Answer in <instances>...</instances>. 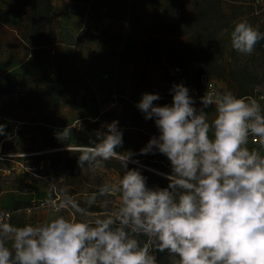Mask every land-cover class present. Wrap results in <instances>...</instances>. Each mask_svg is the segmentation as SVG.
<instances>
[{
	"label": "rangeland",
	"instance_id": "1",
	"mask_svg": "<svg viewBox=\"0 0 264 264\" xmlns=\"http://www.w3.org/2000/svg\"><path fill=\"white\" fill-rule=\"evenodd\" d=\"M66 2L65 5L71 2L76 8L91 4L85 21L90 19L94 24H101L87 26L85 22L81 31L75 30L78 37L83 33L85 40L105 41L106 37H112L122 43L129 39L130 50L134 53L139 50V57L137 60L135 55L132 59L117 60L122 68L118 65L114 70H126L133 80L127 86L122 85V89L109 92L108 77L100 76L109 69L106 67L109 60L104 56L88 60L82 68L72 60V67L68 66V73L61 77L64 73L40 71L39 50H34L30 58L29 54L33 51L20 40L17 33L18 37H15L6 28L0 31V124L6 126L5 132L8 134L0 136V210L10 213L9 222L15 226L36 225L54 215L94 222L97 218L112 215L119 208L121 201L118 192L102 196L99 190L104 185L118 184L124 174L123 166H120L122 172L100 166L95 171L86 168L70 174L62 167L64 152L76 150L79 145H89L90 140L95 139L96 130L113 120L119 121L118 127L123 132V145L119 149H125V152L134 149L139 130L159 134L154 120H145L144 114L136 107L145 92L172 96L170 89L173 84L183 83L199 109L202 107L200 97L207 90L199 85L198 76L206 73L214 81L215 92L231 91L237 96H251L264 106V53L261 51L264 46L257 44L254 54L245 56L235 51L230 43V32L240 12L245 14L250 24H264V0H250L247 6L221 0L219 10L208 5L205 12L196 7L194 0ZM53 7L57 35L65 32V35L67 33L70 38L73 37L74 30L62 26L63 16L70 18L68 8ZM31 10L29 0H0V15L4 19L10 15L11 21L16 23L31 15ZM121 12L124 14L116 15ZM175 17L179 20H175ZM107 18L113 20L112 27L104 22ZM162 19L167 26L179 24L178 34L184 40L189 41L194 36L192 40L202 41L201 45H193L187 51L194 60L191 74L182 76L173 72L170 75L166 47L172 49L173 38L155 36L154 25ZM152 37L164 42L153 44L151 49L154 53L148 54L146 43L151 42ZM71 41L69 39L66 44L70 45ZM220 62L223 67L217 66ZM14 65H22L23 70L11 71ZM232 71H235L237 80L216 78V75H229ZM242 91L247 95H242ZM112 95L116 96V103L112 101ZM110 102L115 109L104 112ZM205 111L211 122L215 117V106H209ZM66 127L72 128V138L62 142L57 138V133ZM248 147L258 148V139L250 136ZM150 155H140L144 161L132 159L129 163L167 181L163 174L168 173L151 164L154 160H149ZM168 162L159 163L167 167ZM146 180H150V177H146ZM93 194L96 200L89 204L88 199ZM68 201L78 205L84 213L77 212L70 204L64 208L58 207ZM145 237H139L141 242L147 243L148 238L145 242ZM151 254L156 256L158 264H170L167 251L161 253L153 247Z\"/></svg>",
	"mask_w": 264,
	"mask_h": 264
},
{
	"label": "clouds",
	"instance_id": "2",
	"mask_svg": "<svg viewBox=\"0 0 264 264\" xmlns=\"http://www.w3.org/2000/svg\"><path fill=\"white\" fill-rule=\"evenodd\" d=\"M261 40L264 33L246 19L230 32L231 47L245 56ZM170 92L171 104L157 105L160 95L147 92L136 104L159 131L140 154L167 157V187H149L141 171L128 169L133 153L117 151L123 145L119 121L104 124L89 145L77 147V163L95 171L104 161L121 162L118 184L99 190L102 196L118 192L119 208L94 222L54 215L22 227L0 210V264H158L153 247L167 251L170 264H264V106L224 91L206 92L198 109L183 83ZM213 105L209 122L205 109ZM5 127L0 124V136L8 135ZM250 136L258 139V148L248 147ZM57 138L69 140L72 128ZM95 200L93 194L88 203ZM69 204L84 213L72 201L58 207Z\"/></svg>",
	"mask_w": 264,
	"mask_h": 264
},
{
	"label": "trees",
	"instance_id": "3",
	"mask_svg": "<svg viewBox=\"0 0 264 264\" xmlns=\"http://www.w3.org/2000/svg\"><path fill=\"white\" fill-rule=\"evenodd\" d=\"M32 4V10L31 15L25 16L24 19L21 22H18L14 24V30L20 37V40L28 47H48L52 45L57 40V32H56V19H55V10L53 7V0H29ZM233 2L234 4H240L242 6H247L250 4V0H229ZM196 7L202 8V10L205 12V9L207 10L208 5L215 6L218 10L221 5V0H194ZM23 14H30L27 12H24ZM237 18V17H236ZM240 19H246L245 14L243 12H240V16L238 17L237 21ZM175 20H179V18L175 17ZM247 20V19H246ZM236 21V22H237ZM178 23V22H177ZM179 24L176 25H165V20L162 19L158 23L154 25V28L156 30L155 36H161L163 38H173L171 43L172 49L169 48L170 46L166 47L168 49L167 52L168 57L166 59L168 69L170 70V75H173V72L178 73L182 76L189 75L194 70L193 65V58L188 54L187 51L190 50L191 46L193 45H201L202 41L200 39L192 40V38H195L194 36L190 37V40H184L182 36L178 34ZM254 27L258 28V30L262 33H264V24L261 25H253ZM0 31H4L2 27H0ZM197 37V36H196ZM163 40V39H162ZM192 40V41H191ZM158 42V45H160L164 41H158L155 37H152L151 42L146 43V52L148 54H153L154 50L151 49L153 44H156ZM160 43V44H159ZM259 46H264V40H261L258 43ZM156 46V45H154ZM262 53H264V48L261 49ZM218 67H223V64L217 63ZM217 79L224 80L225 78H229L232 80H237L235 71L231 72L229 75H216ZM242 95H247L245 91H242ZM159 134H152L148 132H144L139 130L136 138V145L134 149L131 151L133 153L132 159L139 160L143 159L140 155V149L143 148L148 140L152 136H158ZM119 152H125V149H117ZM78 155L79 152L76 150H66L64 152V159L62 167L69 171L70 174L76 173L77 171H81V169L78 166ZM145 159H143L144 161ZM150 161L154 160V166L158 168H163L168 174L171 172V165L170 162L167 163V167H163V165H160L161 163H164V161H167V157L163 154H160L159 152H155L150 155L149 157ZM161 162V163H159ZM59 163H57L58 165ZM129 166L133 167V165ZM104 168L108 169H114L117 172H122V169L120 166H122L120 161H113L108 160L104 161L102 165ZM141 173L145 177H150V180H146V183L149 187H155L159 186L161 188L167 187L166 183L167 181L156 177L154 175H151L149 171L145 169H139ZM2 191L0 187V192ZM146 242V237L145 240Z\"/></svg>",
	"mask_w": 264,
	"mask_h": 264
},
{
	"label": "crops",
	"instance_id": "4",
	"mask_svg": "<svg viewBox=\"0 0 264 264\" xmlns=\"http://www.w3.org/2000/svg\"><path fill=\"white\" fill-rule=\"evenodd\" d=\"M67 2L66 0H55L53 2L54 6H57L61 9L68 8V11L70 12L68 18L66 15L63 16L62 26L64 28H71L74 30L73 37L70 38V36L65 32L62 33V35L59 33L57 35V41L54 42L52 45L48 47H29L32 53L29 54L30 58H32V55L35 53L34 50H39L40 54V63H39V70L40 71H50L55 73H64L61 75V77H65L67 69L69 67H72L71 61L73 60L74 64H78V66H86L88 60H93L94 57L97 56H104L105 59H108V64H106V67H109L106 73L103 75L100 74L103 78L107 76V85L110 87L109 92H113L116 89H122V85L127 86L131 83V80H133L132 76L127 73L125 70L124 72L122 70H114L118 68V61L117 60H125V59H132L135 55V60L139 57V50H136L135 53L133 50H130V40H125V43L120 42L119 39H114L112 37H106L104 39L105 41H98L96 39H88L85 40L82 36L83 33L78 37L77 34H75V30L81 31L82 26L85 24V18L87 11L90 10L91 4H86L85 6L79 5L77 8L72 5L71 2H68L67 5H65ZM64 5V6H63ZM124 13H118L117 16H121ZM5 17L0 15V27L8 29V31L12 32L15 37H18L16 34V31L14 30V21H11L10 15L4 19ZM15 19V17H12ZM108 20L104 21L106 23L111 25L112 19L107 18ZM93 26V25H101V24H94L90 22V19H88L87 26ZM60 32V31H59ZM68 32V30H67ZM10 36V35H9ZM8 36V37H9ZM63 36V37H61ZM14 37V38H15ZM86 38V37H85ZM71 40L70 45H67L66 42L68 40ZM1 45V44H0ZM28 56V57H29ZM69 56V57H68ZM28 62V61H27ZM122 65V64H121ZM69 66V67H68ZM75 66V67H78ZM120 66V65H119ZM122 68V66H120ZM143 67V66H142ZM86 68V67H84ZM11 71L14 70H23L22 65H14ZM1 62H0V73H1ZM9 71V70H8ZM66 72V73H65ZM96 81V80H94ZM137 89H138V82L136 80ZM127 89V87H126ZM161 99L154 102L157 105H164V104H171L172 102V96L167 95H160ZM111 105V102L109 104V107L105 108L104 112H108L110 110H114L115 107ZM122 107V106H121ZM112 108V109H111ZM16 121V120H12ZM19 122V121H18Z\"/></svg>",
	"mask_w": 264,
	"mask_h": 264
},
{
	"label": "built area",
	"instance_id": "5",
	"mask_svg": "<svg viewBox=\"0 0 264 264\" xmlns=\"http://www.w3.org/2000/svg\"><path fill=\"white\" fill-rule=\"evenodd\" d=\"M198 83H199L200 86L205 88L207 90V92H215L214 81L212 79H210L209 76L206 73H201L198 76ZM111 98L113 99L112 101L114 103L117 102V99H116L115 95H112ZM9 219H10V217H9Z\"/></svg>",
	"mask_w": 264,
	"mask_h": 264
}]
</instances>
